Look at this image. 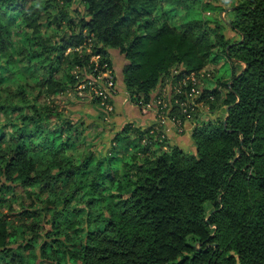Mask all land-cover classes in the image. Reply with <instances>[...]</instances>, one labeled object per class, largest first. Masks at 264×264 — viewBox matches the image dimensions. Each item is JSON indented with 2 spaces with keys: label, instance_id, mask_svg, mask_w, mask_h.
<instances>
[{
  "label": "trees",
  "instance_id": "16d2710c",
  "mask_svg": "<svg viewBox=\"0 0 264 264\" xmlns=\"http://www.w3.org/2000/svg\"><path fill=\"white\" fill-rule=\"evenodd\" d=\"M81 2L71 18L72 0H0V264H264V0H239L228 20L201 0ZM109 49L124 56L139 111L159 86L190 90L187 76L231 63L226 83L203 81L193 100L191 116L200 103L211 114L198 115L195 154L158 124L126 126L97 153L60 115L52 97L88 76L90 87L99 74L113 84ZM157 96V112L169 100L187 121L185 95ZM107 99L94 102L109 113Z\"/></svg>",
  "mask_w": 264,
  "mask_h": 264
},
{
  "label": "rangeland",
  "instance_id": "374dc122",
  "mask_svg": "<svg viewBox=\"0 0 264 264\" xmlns=\"http://www.w3.org/2000/svg\"><path fill=\"white\" fill-rule=\"evenodd\" d=\"M41 0H36L39 2ZM210 2L221 6L224 11L220 13V17L228 20L229 15H225L228 11V8L239 2V0H201V4ZM68 13L71 18H77L84 14V7L81 0H72L71 7L67 8ZM212 16V12H210ZM207 16L206 13L203 14ZM51 31L49 30V33ZM225 36L229 38L230 41L238 40V35L229 29H225ZM19 36L14 35V40H17ZM110 57L113 63L114 70V82L110 86L109 83H112L108 75H100L97 77V84L90 87L88 80H91V77L86 78V82L83 83L82 87H78L76 90L66 91L64 95H59L52 97L54 101V106L58 109L59 113L63 118L71 122H78L85 129L86 135V145L89 143L92 144L91 150L97 151L105 154L113 140L115 134L121 132L126 126H131V128H141L142 130L149 129L154 127V124H158L162 129L161 139H165L169 145H175L188 154H195V147L190 140L191 133L195 127H197L201 115L209 114V111L206 109L205 105L197 104L199 113L196 120L193 119V122H185L184 130L179 132L176 125L172 124L173 116H170L168 111L167 115L158 114L155 108L146 107L139 111L134 105L131 104L128 94L125 91V87L122 82V68L126 64L124 56L119 53L118 50L109 49L108 50ZM203 78L199 77L198 83L200 88L203 86V81H207L206 84L209 89H213L216 85V82L220 79V84L226 83L230 79L232 73V65L226 59L221 60L218 65L210 64L204 71ZM107 80H109L107 82ZM100 82V83H99ZM106 84L107 88H106ZM165 87V85L163 86ZM169 89V86L166 87ZM221 90L223 88L221 87ZM106 96L108 102L106 107H110L111 110L109 113L99 104H95V98H104ZM174 102L168 103L169 110L173 106ZM224 115L223 111H220V116ZM206 116V115H204ZM216 113L210 118H215ZM198 120V121H197ZM129 136L132 137L134 134L129 133ZM179 144V146L177 145ZM16 195L20 194L26 198L25 193H21L20 189H17L15 192ZM12 195L8 194L6 200H11ZM26 205L29 204V199H25ZM7 204L0 205V212L3 214L8 213ZM12 208L15 210L18 209L17 204H12ZM48 229V226L45 227ZM26 238H29V235H26ZM25 239V238H24ZM21 240L19 239V242Z\"/></svg>",
  "mask_w": 264,
  "mask_h": 264
},
{
  "label": "built area",
  "instance_id": "2783aa9c",
  "mask_svg": "<svg viewBox=\"0 0 264 264\" xmlns=\"http://www.w3.org/2000/svg\"><path fill=\"white\" fill-rule=\"evenodd\" d=\"M207 15H209V13H207ZM103 75H106V74H103ZM187 80H189L191 82L192 87L190 88V90L187 89V90H185L183 92H181V88H182L181 87V83L175 84L174 87L171 84H169V83L167 85H165V87H160L159 86L158 87V91L156 92V95L153 96V99H152L153 102H150V104L146 105L144 107V109L146 107H148L146 109H149V108L153 107L157 111V108L155 106L156 105H160V103L162 102L161 99L158 98L159 96H157V95H162L163 98L166 97V99H169L171 90L173 88V89H175L176 94L179 95L180 93H182L183 96L184 95L186 96V101L181 102L180 105L182 106V112H183L184 116H186V118H187L186 120L189 121L192 118L191 112H193V107H194L193 106V100L200 95L201 88L198 86L199 83H198V80H197V78L195 77L194 74H191V75L187 76L185 81H187ZM109 84H110V86L112 85V83H109ZM168 86H169V89H166V87H168ZM155 96H157V97L154 98ZM166 102L170 103V101L167 100L160 107H161V110H163L164 108H167V112H168L170 110H168V104ZM106 109L108 111L111 110L110 107H106ZM158 114L167 115V113H165V111L164 112H160V113L158 112ZM172 124L176 125L177 130L179 132H182L184 130V124H182L181 121L172 119Z\"/></svg>",
  "mask_w": 264,
  "mask_h": 264
},
{
  "label": "crops",
  "instance_id": "0c3cea01",
  "mask_svg": "<svg viewBox=\"0 0 264 264\" xmlns=\"http://www.w3.org/2000/svg\"><path fill=\"white\" fill-rule=\"evenodd\" d=\"M179 146V144H177Z\"/></svg>",
  "mask_w": 264,
  "mask_h": 264
},
{
  "label": "water",
  "instance_id": "95a60500",
  "mask_svg": "<svg viewBox=\"0 0 264 264\" xmlns=\"http://www.w3.org/2000/svg\"><path fill=\"white\" fill-rule=\"evenodd\" d=\"M229 86V85H228Z\"/></svg>",
  "mask_w": 264,
  "mask_h": 264
}]
</instances>
